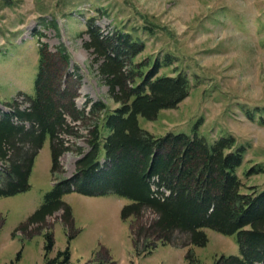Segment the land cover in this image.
<instances>
[{
    "label": "rangeland",
    "instance_id": "rangeland-1",
    "mask_svg": "<svg viewBox=\"0 0 264 264\" xmlns=\"http://www.w3.org/2000/svg\"><path fill=\"white\" fill-rule=\"evenodd\" d=\"M90 18L103 35L118 28L142 41L144 51L137 61L163 62L168 56L172 63L159 74L183 72L190 80L189 95L176 109L162 110L152 121L138 117L142 129L156 137L196 132L208 142L231 136L245 149L237 171L241 182L264 189V0H0V114L10 112L11 101L20 110L27 108L25 96L34 95L40 42L53 52L63 47L68 53V70L75 67L81 79L78 109L98 100L114 107L97 64H91L93 56L83 48ZM86 129L80 127L79 139L62 136L72 146L59 158V176L51 172L46 139L33 161L27 189L0 197V264H45V234L53 239L49 259L67 249L69 264H188L186 248L157 245L150 255L137 256L128 225L120 218L129 201L114 195L67 194L62 201L69 208L70 225L57 211L24 229L53 184L74 172L76 148L88 151ZM253 167L263 172L246 177ZM7 168L0 162V172ZM154 218L145 211L142 223ZM205 232L207 244L191 248L193 264L238 256L233 237ZM62 260L60 256L53 264Z\"/></svg>",
    "mask_w": 264,
    "mask_h": 264
},
{
    "label": "trees",
    "instance_id": "trees-1",
    "mask_svg": "<svg viewBox=\"0 0 264 264\" xmlns=\"http://www.w3.org/2000/svg\"><path fill=\"white\" fill-rule=\"evenodd\" d=\"M86 24L83 48L93 56L91 64H97L114 107L98 100L78 109L81 79L75 67L69 72L68 53L63 47L53 52L40 42L34 95L25 96L27 108L20 110L11 101L10 112L0 114V162L8 164L0 172V197L27 189L33 161L46 139L51 172L59 176V158L72 146L62 136L79 139L80 127H87L88 151L76 148L74 172L53 184L24 229L57 211L70 225L69 208L62 201L67 194L114 195L129 201L120 218L128 225L137 256L150 255L157 245L186 248V261L193 264L191 248L204 247L205 230H211L233 237L239 252L220 256L213 264H264V189L246 186L238 176L244 147L231 136L208 142L196 132L156 137L142 129L138 117L155 120L160 111L174 110L188 97V76L159 74L171 65L168 56L163 62L137 61L144 43L130 32L114 28L103 35L92 18ZM260 172L253 167L244 174ZM145 211L155 215L148 224L142 223ZM52 248L53 239L45 234V264L60 256L57 264H69L67 249L49 259Z\"/></svg>",
    "mask_w": 264,
    "mask_h": 264
},
{
    "label": "crops",
    "instance_id": "crops-1",
    "mask_svg": "<svg viewBox=\"0 0 264 264\" xmlns=\"http://www.w3.org/2000/svg\"><path fill=\"white\" fill-rule=\"evenodd\" d=\"M126 224V223H125ZM127 225V224H126Z\"/></svg>",
    "mask_w": 264,
    "mask_h": 264
}]
</instances>
